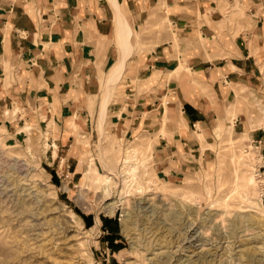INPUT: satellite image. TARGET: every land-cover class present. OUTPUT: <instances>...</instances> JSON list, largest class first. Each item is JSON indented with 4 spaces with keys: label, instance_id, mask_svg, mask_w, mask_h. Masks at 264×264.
<instances>
[{
    "label": "rangeland",
    "instance_id": "rangeland-1",
    "mask_svg": "<svg viewBox=\"0 0 264 264\" xmlns=\"http://www.w3.org/2000/svg\"><path fill=\"white\" fill-rule=\"evenodd\" d=\"M155 11L154 15L160 11V7ZM166 18L168 17L165 14L162 20ZM145 35L138 33L135 35L132 55L144 49L139 47V39ZM172 35L175 36L173 33ZM149 37L151 42H148L149 47H145L147 49L151 48V44L152 47L158 44V37ZM152 38L156 41H152ZM107 66L100 72L99 92L88 101L84 111L80 110V114L71 113L66 106L64 112L59 113L54 104L44 108L31 102L27 108L14 105L0 113V193L1 191L3 193L0 194V264H148L149 260L146 258L150 257V254L146 250L155 237L164 247L154 249V253L159 254L160 259H153L152 264L165 262L182 264L187 262L185 260L189 256L195 259L197 253L205 251L210 244L215 248L220 245L228 246L232 254L244 249L242 241L254 240L255 234L259 231L258 228H254L255 226H248L250 229L245 233L237 231L234 237L220 242L218 238L223 232L214 233L212 229L220 218L204 231L198 229L200 218L206 217L210 211L214 213L216 209H220L219 206L210 207L209 204L220 197L215 191L216 173L223 151L220 139L229 126L227 121L219 118L218 121L212 122L208 136L199 135L200 146L194 148L192 154L183 156L181 163L168 164L166 160H158L159 164L176 168L178 176L183 174L181 179L178 177L176 181L170 180L157 170L154 172L152 150L143 151L139 158L143 156L146 162L144 167L139 165L138 174L141 175V182L147 191L145 194L138 193L124 168L116 160L112 149L120 147L118 157L122 158L126 146L137 137L146 142L154 141L156 144L159 138L170 139V133L173 132L166 131L165 128L171 119L169 117L168 120L164 119L161 108L151 115L143 114L139 123H134L133 119L129 120L124 108L118 105L115 95L118 88L127 85V77L122 73V78L117 79L114 85L112 83L108 86L106 82L111 70L106 72ZM148 76L149 74H145L143 77ZM148 78L145 81L130 82L132 86L137 87L138 92H146L150 91L158 80L156 77ZM246 97L243 99L247 100L246 107L250 109L246 116L254 129L264 122V108L252 92L247 93ZM103 101L107 102L105 109L102 108ZM163 101L165 104L170 98L165 97ZM14 107L17 110L12 114ZM258 108L262 111L260 115L256 112ZM233 115L236 119V114L230 117ZM179 120L181 119L178 117ZM58 121L64 123V130L58 129ZM158 126L162 127L163 131H159ZM231 133V138L243 147V151L254 152L252 160L248 162V169L249 172L257 173L251 195L252 202L256 203L261 190H264V160L260 142H252L247 132L239 133V130H233V125ZM53 139L60 142L59 145L57 141L56 153L48 146V141ZM228 159L229 157L221 163L220 173L225 171L229 173ZM97 160L102 161L105 175L112 174L109 185L111 200L106 202L101 198L102 189L98 188L100 181L95 170ZM184 161L186 165L183 166V170L177 169L176 165L181 166ZM145 168L147 170L144 173ZM149 177L158 186L148 188L146 182ZM207 187L212 188L211 197L207 195ZM226 187L227 185H224L221 189ZM239 194L238 188L232 195L237 202L229 206L228 213L224 215L226 219L224 225L228 231L232 228L230 224L236 216L240 217V214L244 216L251 211L244 205L242 199H238ZM29 197H32L29 211L32 210L30 212L36 215L35 222L38 225L33 237L27 234L26 229L30 219L10 216L13 208L18 206L15 204L30 203L24 201ZM119 199H123L125 205L117 207L112 216L106 215L103 211L104 203ZM176 200L197 211L195 222L187 229L183 226L191 223L190 217L189 222L181 221L174 225L169 214L176 208L174 206ZM262 203L264 204V198ZM26 206L24 204V207ZM123 209L132 210L133 220L139 228L135 232L138 251H132L129 238L121 231L120 215ZM245 225L247 226V223ZM262 230L264 231V221ZM204 240L208 245L201 246ZM152 245L157 248L156 242ZM254 246L252 243L248 247ZM260 250L262 251L258 249L257 254L263 257L260 264H264V249L262 252ZM217 252H221L220 248ZM232 263L238 264L237 259L235 258Z\"/></svg>",
    "mask_w": 264,
    "mask_h": 264
},
{
    "label": "crops",
    "instance_id": "crops-1",
    "mask_svg": "<svg viewBox=\"0 0 264 264\" xmlns=\"http://www.w3.org/2000/svg\"><path fill=\"white\" fill-rule=\"evenodd\" d=\"M117 9L132 32L153 37L149 29L166 14L175 35L158 38L150 49V37H141L145 47L135 56L131 36L127 85L115 89L134 123L161 108L163 115V100L170 98L165 130L173 134L159 138L156 157L181 163L200 146L198 136H208L212 122L229 124L236 114L233 130L259 141L264 160V122L252 129L244 100L252 92L264 108V0H0V113L30 102L54 104L59 113L65 106L71 113L84 111L99 92L100 70L122 57L114 44ZM145 74L158 80L150 91L138 92L130 81H145Z\"/></svg>",
    "mask_w": 264,
    "mask_h": 264
},
{
    "label": "bare ground",
    "instance_id": "bare-ground-1",
    "mask_svg": "<svg viewBox=\"0 0 264 264\" xmlns=\"http://www.w3.org/2000/svg\"><path fill=\"white\" fill-rule=\"evenodd\" d=\"M116 11L118 13L117 15H118L119 20H118L117 34H116V39H115L114 44H116V47H118L121 50L123 56L121 57V59L119 61L117 60L116 63L109 64L107 66V68H105V71L111 70L110 71L111 75L109 74L110 77L107 75L108 80H107L106 84L108 83L107 84L108 86H111L112 83L114 85V83L117 81V79H119L121 77V74L124 73L127 64L131 60V58L129 56V53L131 52V49H132L131 43H130V38H131V36L136 37L135 35L137 34V32H136V34H135V32H132L129 29V27L126 25V23H122L120 12H118V9ZM165 21L167 23H165ZM169 23H170V21L168 18H166L165 20H161L156 25L151 26V29H149L148 33L149 32H151V33L155 32L154 33L155 37H158L160 39L161 37L165 36L166 37L165 39H168L169 36H167V34H168V30H169V26H168ZM143 34H146L143 37L147 41V38H149V36H147V32L146 33L143 32ZM169 34L172 36V37L170 36L171 39L170 38L169 39L175 40L174 36L172 35V32L171 33L169 32ZM138 35H139V33H138ZM108 40H110V39H108ZM154 40L152 38V41H154ZM103 41H104V39H103ZM151 47H152V44H151ZM133 56H135V55H133ZM179 57H180V55H179ZM178 62L182 63V59H179ZM106 103L107 102L103 101V103H102L103 109L106 108V105H107ZM164 106H165L164 119L168 120V117L171 119L170 110L168 109L167 104L165 103ZM16 110H17V108L14 107L12 114H15ZM6 114H8V112ZM119 115H120V113H119ZM234 121H235V115L230 117V122H229V126L226 128V133H224V135L222 134L221 135L222 139H220V142L223 143V147H222L223 151H221V155H220L219 162H218L219 163L218 172L216 173L217 185H216V190H215L216 194L220 195V197H219V199H215L214 201H211L209 204L210 207L219 206L220 209H216V212H214V213H212L210 211L209 213L206 214V217L200 218L198 221V229L204 231L207 228V226L213 225V223L215 224L217 222V219L220 218L218 221V224L213 225L214 227L212 228L214 233L215 232H217V233L223 232L224 235L222 234V236L218 238L219 242L221 240L234 237L235 233H237V231H239V233H245L247 230L250 229L249 227L255 226L254 228H258L259 231L255 234L254 240H252L250 242H246L245 240H243L241 245L244 247V249L238 251V253H236V254H232L229 251L228 246L224 247L223 245H220V246L215 248L212 246V244H210V247L205 249V251H199L200 254L197 253L195 259H191V257L189 256L185 260L187 262H182V264H225V263L226 264H233L232 261L235 258L237 259L238 264H244V263L260 264L261 259H263V257L261 258V255L258 256L257 251H258V249H262V251L264 249V241H263L264 231L262 230V225H263V221H264V214H263L264 204L262 203V199L264 198V190H261L260 194L258 195L257 202L253 203L252 199H251V195L253 194V187L255 186V183H256L255 174L257 175V173L254 174L253 172H249L248 162H250L252 160V158H253L252 156H254V152H253V150L243 151V147H241V145L238 142L234 141V139L231 138L230 135L232 134L231 130H232V125H233ZM28 128L30 129L29 126H28ZM160 131H163V128ZM101 133H103L102 130H101ZM56 144H57V141L55 139L48 141V146L52 149L53 153H56ZM156 149H157V144L154 141L146 142L144 139H141V137L135 138V140L133 142H131L129 145L126 146L125 155L123 154L124 156L122 158L118 157V154L121 151L120 147H113V149H112L114 151L113 153L115 154L116 160H118L120 162L121 167L124 168V172L127 173V177H129L131 179V183L136 187V191L138 193H144L145 194V192L147 191V189L143 185L144 183L141 182V179H142L140 177L141 175L138 174V170L140 167L139 165L141 164L144 167V163L146 162V161L144 162L143 156H142V158H139L142 155L143 151H145V150H152L151 159H153L152 160L153 165L155 166L153 169L154 172H155V170H157L159 173H164V176H168L170 178V180H172V181H176L178 177H179V179H181V177L183 176V174H182V176H178L179 173L177 174V171L175 168L165 166L163 164H159V161H158L159 157H156V154H155ZM228 157H229V159H228L227 164L229 163V168H230L231 173H230V171H229V173L228 172L226 173V171L224 173H220L219 169L221 167V163L225 162L226 158H228ZM97 161H98V164L96 165L95 170L97 171V174L99 176V181H100L98 188L102 189L103 193L101 195V198H102V200H104L106 202V201L111 200V197H110L111 190L109 189V185L111 182L110 180L112 179L111 178L112 174L110 173L108 175H105V172L103 170L104 166L102 164V161H100V160H97ZM227 164H225L226 167H227ZM146 165H148V164H146ZM224 169H225V167H224ZM146 170L147 169L145 168L144 173L146 172ZM226 170L228 171V168H226ZM209 174L210 173H208V175ZM208 175L206 174V176H208ZM145 177H146V175H145ZM147 180L148 181L146 182V184H148V188H154L155 186H158L156 184V182L154 180H152V178L149 177ZM224 185H227V187L222 190L221 187ZM151 186H153V187H151ZM187 187H191V186H187ZM4 188L6 189L7 187H4ZM238 188H239V193H240L239 194L240 197L238 199L239 200L242 199L244 205H246L247 208L251 209V211L249 210L247 215L241 216V214H240V217L236 216L235 219L232 220L233 222H231V224H230V226H232V228L228 231L224 225V223L226 221V219H224V215L228 213V210L230 209L229 206H231L232 204H235L237 202V200L235 198H232V195H233V192ZM206 192H207L208 197L212 196V188L207 187ZM0 194L1 195L3 194L2 191ZM11 194H13V193H11ZM26 197H27V195H26ZM33 197H34V195H33ZM31 198L32 197H29L28 199L24 200V201H30V203H26V202L24 203L27 205L26 206L27 208L24 207V204H20L19 202L16 203L15 205H18V206L13 208V211L10 212V216L13 218L22 217V219H30L29 224H27V226H26V229H27V234H29V236L33 237L34 236L33 232L38 229V227H37L38 225L35 222V216L36 215H34V213L30 212L32 210L29 211V205L31 204ZM14 200H16V199H14ZM122 200L123 199H119L118 201H110V202L104 203V206H103L104 213L108 216H112L114 214V211L117 209V207L125 205V202H123ZM174 206H176L175 209H173L171 211L169 210L170 211L169 214L171 215V217L173 218V221H174L173 224L174 225L179 224L181 221L189 222V217H190L191 223H189L188 225L184 224V226H183L184 229L185 228L187 229L188 227H190L195 222V220H196L195 215L197 214V211L192 207L185 206L181 203H178V200H176ZM120 216H121L120 217L121 231L129 238L132 251H138V249H136L138 246L136 245V240H137L136 237L137 236H136L135 232H136V230H139V228H137V226L135 224L136 222L133 220L132 210L123 209ZM245 223H247V226L245 225ZM219 227H222V228H219ZM200 235H198V236H200ZM35 236H36V234H35ZM183 238H184V235H183ZM154 242H156L157 248H155L152 245ZM252 243H254L255 248L254 247L253 248L248 247ZM200 245L206 246V245H208V243L204 240ZM162 247H164V246L158 241V238L155 237L154 240L151 241V245H148L147 250H146L150 254V257L146 258L149 260V263L152 264L153 259H156V258L160 259L158 257L160 255L159 254L156 255L157 253L156 254L154 253V249H161ZM218 248H220V251H221L220 253L217 252ZM234 256H236V257L234 258ZM229 260H231V261L229 262ZM164 264H167V262H165Z\"/></svg>",
    "mask_w": 264,
    "mask_h": 264
}]
</instances>
